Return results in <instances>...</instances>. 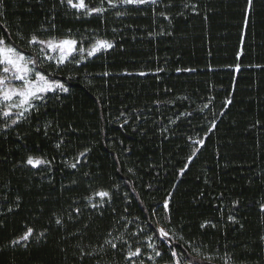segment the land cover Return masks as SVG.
Segmentation results:
<instances>
[{
  "label": "trees",
  "instance_id": "1",
  "mask_svg": "<svg viewBox=\"0 0 264 264\" xmlns=\"http://www.w3.org/2000/svg\"><path fill=\"white\" fill-rule=\"evenodd\" d=\"M52 2L44 0L41 8L35 0H5L0 24L13 33L20 24L30 31L44 23ZM168 2L121 16L110 9L103 20H77L58 10L59 36L95 30L115 47L79 69L57 70L70 92L49 101L46 116L0 134V264H126L128 246L153 243L164 250L147 225L161 219L151 210L162 213L169 194L177 236L205 254L228 253L232 264H264V0H254L247 25L246 0H187L196 8L185 0L167 8ZM46 122L59 126L61 149L52 128L47 137L35 131ZM200 140L203 146L193 143ZM86 149V162L69 168ZM30 154L55 160L48 170L23 166ZM97 190L114 193L102 209L86 199ZM17 196L21 207L9 213ZM54 214L64 218V227L54 224ZM25 227L37 233L50 228L46 242L10 247ZM142 227L144 233L133 235ZM104 239L120 250L81 258V250L95 253ZM144 251V264H167L168 255L149 261L154 253Z\"/></svg>",
  "mask_w": 264,
  "mask_h": 264
},
{
  "label": "snow or ice",
  "instance_id": "2",
  "mask_svg": "<svg viewBox=\"0 0 264 264\" xmlns=\"http://www.w3.org/2000/svg\"><path fill=\"white\" fill-rule=\"evenodd\" d=\"M35 2L43 8L44 0H35ZM159 2H162V0H96V3H92L91 0H53L49 8V14L45 16L44 23L30 31H25L23 24H20L17 25L16 32L13 33L6 25L0 24V134L7 135L23 123H30L33 119L38 120L41 115L46 116L49 101L59 100L62 94L70 92V86L67 85V81H61L54 75L57 70L63 71L69 64L79 69L81 64L86 66L92 57H98V54L108 52L115 47L112 41L99 37L95 30L92 33H88V30L85 29L84 34L80 36H73L71 29H68L67 34L64 36L56 34L55 21L59 9L64 10V15H71L77 20L92 17L103 20L110 9H116L115 14L121 16L125 14V11L141 10V6L158 5ZM185 4L186 7H197L195 4H187V0H185ZM164 6L167 8L172 7V0H169ZM5 7V0H0V9ZM253 7L254 0H246L244 9L245 25L248 23ZM153 12L155 13V9H153ZM159 14L164 19H169L163 12ZM180 14L183 15V13ZM5 16L6 12L0 10V18ZM47 69H52V71ZM177 71H181V69H177ZM184 71H193V69H184ZM236 71H239V66H237ZM126 74L131 75V73ZM101 75L108 76L110 74L104 72ZM137 75L144 76L146 73L140 72ZM67 79L71 80L72 77ZM231 102L229 99L226 104ZM160 103V101H156L157 106ZM204 107L208 108V104H205ZM41 109H44L43 113ZM124 115L125 113L121 112V116ZM188 115H191V113ZM136 119L139 120L140 117L137 116ZM126 124H128L127 119L120 126L124 127ZM58 127V125L54 126L52 123L46 122L43 128L37 126L35 131L38 133L43 132L45 137H47L49 128H52L53 132L59 137L55 143L56 149L59 150L64 140L62 133L56 130ZM215 128L216 124L213 121L208 130L212 131ZM67 130L74 131L71 125L68 126ZM133 130L135 131V129ZM193 143L203 146V140L194 141ZM89 151L91 149L78 153L73 157L74 162L69 164L68 167L76 169L82 162H86ZM196 151H199V149H196ZM54 160L55 157L48 159L47 157L30 154L22 162V165L30 166L31 168L43 166L44 170H48ZM191 161L192 157L190 156L188 163H191ZM186 170L187 164L179 170L180 175H183ZM113 195L114 193L111 190H97L94 196L89 195L86 199L90 207L102 209L105 203L111 202ZM4 196L7 198L6 193ZM170 200L171 194L163 201L162 213L156 209L151 210L153 217L158 216L161 219L155 221V226H153L152 221H149L147 225L164 250H161L153 243L141 244L135 248L128 246L127 251L122 253L126 264H144L145 247L150 248L154 253V255L147 256L149 261L168 255L167 264H211L214 259L221 260L222 264H232L233 257L228 253H225L224 256L205 254L202 248H198L194 243L187 242L183 235L177 236V232L181 230L173 231L175 226L171 220ZM233 206L238 207V203ZM20 207L21 200L17 196L14 201V207H9L8 212H14ZM74 211L77 216L80 214L79 207L75 208ZM260 211L264 213V203L260 205ZM54 216V224L58 227H64L66 223L64 218L59 214H54ZM69 219L75 220V217L69 214ZM229 220L235 221V217L230 216ZM205 226L201 225L202 228ZM212 226L215 227V225ZM84 227L87 228L88 225H84ZM241 227L243 226L241 225ZM48 231H50V228L37 233L33 227H25L21 235L9 241V246L27 248L33 240L36 243L46 242ZM142 233H144L143 227L140 229V233H134L133 235ZM75 235L79 236V233H75ZM108 235H111V233ZM151 239L152 236L149 237V240ZM260 239L264 241V236H261ZM122 245H127V241H122ZM177 249H180V251ZM119 250L118 244L113 242V240L104 239L95 253L81 250L80 256L81 258L93 256L94 254L99 256L108 254V252L115 255ZM208 251L211 252V249Z\"/></svg>",
  "mask_w": 264,
  "mask_h": 264
},
{
  "label": "rangeland",
  "instance_id": "3",
  "mask_svg": "<svg viewBox=\"0 0 264 264\" xmlns=\"http://www.w3.org/2000/svg\"><path fill=\"white\" fill-rule=\"evenodd\" d=\"M18 83V82H17Z\"/></svg>",
  "mask_w": 264,
  "mask_h": 264
}]
</instances>
